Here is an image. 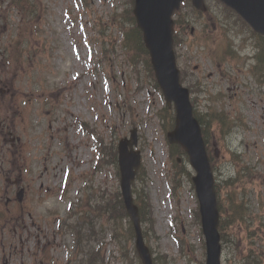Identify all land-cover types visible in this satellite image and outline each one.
Returning a JSON list of instances; mask_svg holds the SVG:
<instances>
[{
	"label": "rangeland",
	"instance_id": "374dc122",
	"mask_svg": "<svg viewBox=\"0 0 264 264\" xmlns=\"http://www.w3.org/2000/svg\"><path fill=\"white\" fill-rule=\"evenodd\" d=\"M42 1L43 35L31 42L30 52L36 55L25 67L12 66L1 57L3 47L17 34L18 19L5 17L0 22V170L9 161H14L16 169L0 177V211L6 215L0 220V264H43L39 251L43 254L46 244L52 247L50 258L60 264H84L80 253L73 254L74 236L68 227L76 221L82 190L93 185L111 192L119 186L112 163L95 170L96 138L106 148L117 147L135 128L144 166L136 187L149 194L155 221L154 233L146 231L148 246L161 263L205 264L190 179V171L195 173L188 162L187 168L181 166L180 184L173 192L172 177L181 156L167 141L171 113L159 115L166 107L161 93L143 65L139 75L135 72L120 46L123 37L116 15L129 7L128 0ZM206 3L208 14L189 18L196 32L191 35L189 25L188 31L184 28L178 35L183 42L177 46L178 62L188 84L201 83L200 94H195L198 114L224 112L235 124L226 139L216 125L208 126L210 153L214 156L219 151L213 159L218 183L235 176L238 167L232 153L260 177L245 191L248 227L230 220L224 230L228 242L223 245V263L236 264L251 243H255L253 250L260 245L264 251V76L253 72L257 39L250 30L216 0ZM189 4L183 12L194 13ZM6 5L7 0H0V8ZM77 119L87 122L95 137L86 136ZM170 151L175 152L171 159ZM69 170L71 178L66 181ZM11 175L18 176L14 182L25 190L22 211L14 203L6 204L12 198L13 183L5 185ZM221 189L223 201L230 190ZM223 218L229 219L225 213ZM176 235L184 248L177 244ZM101 236L109 264H125L120 253L124 241L112 240L108 231ZM23 246L38 248L33 259L26 255L27 247L22 256ZM69 257L73 262H66Z\"/></svg>",
	"mask_w": 264,
	"mask_h": 264
},
{
	"label": "water",
	"instance_id": "95a60500",
	"mask_svg": "<svg viewBox=\"0 0 264 264\" xmlns=\"http://www.w3.org/2000/svg\"><path fill=\"white\" fill-rule=\"evenodd\" d=\"M236 9L258 32L264 34V0H223ZM180 0H136L134 13L139 27L144 31L145 41L152 56V65L166 100L176 106V128L168 135L171 143L183 146L198 176L194 178L201 202L203 230L206 237L207 264H220L221 247L217 232L219 214L214 190V179L206 155L201 129L193 117L189 93L180 85V75L176 69L172 50L173 22L171 16L179 8ZM194 5L204 8L203 0H194ZM137 145L136 137L132 136ZM128 140L119 146V165L121 169V189L136 231V247L143 264H152V258L142 237L138 208L132 198V183L141 165L140 154L129 152L133 148Z\"/></svg>",
	"mask_w": 264,
	"mask_h": 264
},
{
	"label": "trees",
	"instance_id": "16d2710c",
	"mask_svg": "<svg viewBox=\"0 0 264 264\" xmlns=\"http://www.w3.org/2000/svg\"><path fill=\"white\" fill-rule=\"evenodd\" d=\"M9 6L12 9L14 8L17 11V13L19 14L22 13L25 18L27 16L32 18L34 17V13H40L39 12L40 0H10ZM133 32H134V35H130L129 32L126 33L125 45L134 54L137 62H138V59H137L138 54L141 53V55H143L145 58V62H146L145 65L150 70V66L148 64V57L143 49V45L141 42V35L138 34L137 31L135 32V29H133ZM138 46L141 48V51L137 48ZM227 200L230 206L232 207L233 214L230 216V218L232 217L233 222L240 220L241 214L244 211L243 210V205L245 204L244 201L240 202L238 199L234 197V194H228ZM148 206H149L148 203H146V206H145L146 208L144 207V203H143V207L140 206L142 219L144 221L147 215V211H149ZM219 207H220V210H224V206L222 203L221 204L219 203ZM124 211L125 210L123 207V202L121 200V195L119 193H116L112 200H105L104 205H103V202H100V205H97L95 210L89 207L88 210H84V213L88 212L87 216L97 214L98 217H107L108 222L110 221L119 222V220L122 222V219H124L125 217ZM88 224L90 226V231L93 236L95 226L91 218H89ZM77 233L79 235L81 234L80 232H77ZM129 233L132 239L133 233L131 229H129ZM101 252L102 250L100 248L98 250L93 249V248L89 249L87 256L91 264H105L104 258L101 256ZM251 257L254 258L253 256ZM253 262H254L253 260H250V261L245 260L243 264H253Z\"/></svg>",
	"mask_w": 264,
	"mask_h": 264
}]
</instances>
